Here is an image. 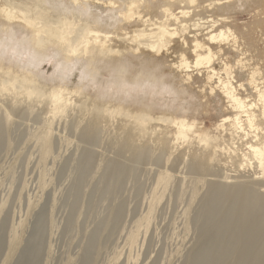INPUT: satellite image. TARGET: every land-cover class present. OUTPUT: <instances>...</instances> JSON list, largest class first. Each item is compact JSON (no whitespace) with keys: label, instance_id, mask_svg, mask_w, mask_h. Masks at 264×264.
<instances>
[{"label":"rangeland","instance_id":"obj_1","mask_svg":"<svg viewBox=\"0 0 264 264\" xmlns=\"http://www.w3.org/2000/svg\"><path fill=\"white\" fill-rule=\"evenodd\" d=\"M188 1L176 2L172 16L162 13L161 3L144 18L186 26L161 66L146 51L126 58V81L116 86L118 60L103 58L107 90L98 79L87 86L90 69L81 62L68 73L62 108L47 93L27 97L17 89L0 90L6 94L0 95V264H264V0ZM135 22L129 34L144 27ZM225 27L238 46L213 43L212 67L225 78L224 64L232 66L240 108L230 104L217 77L206 79L203 67L192 69L198 81L187 84L173 65L181 51L194 60V42L208 45L210 31ZM129 34L114 37L112 45L121 48ZM59 70L54 58L38 69L47 92ZM136 71L153 74L156 86L169 91L146 102L151 116L142 132L130 116L142 103L130 95L142 92L128 97L122 90L133 86ZM82 85L81 94L70 91ZM107 95L121 99L128 111L103 114L104 126L91 128L99 109L118 105L102 99ZM163 113L179 122L160 121ZM184 121L197 132L182 136ZM157 135L167 140L163 150L152 148ZM243 208L254 216L243 221ZM229 219H236L232 228Z\"/></svg>","mask_w":264,"mask_h":264},{"label":"bare ground","instance_id":"obj_2","mask_svg":"<svg viewBox=\"0 0 264 264\" xmlns=\"http://www.w3.org/2000/svg\"><path fill=\"white\" fill-rule=\"evenodd\" d=\"M183 1L185 2V0H163V2L159 0H0V90L2 89L8 92L9 88L17 89L18 92H16V94H23L27 97H42V95L47 93L51 102L55 106L62 108L63 105L65 106V104L62 103V92L67 90L65 85H67L66 78L69 77L68 73L75 70L81 62L87 64V68L90 69L89 72L91 73H87L89 74L87 75L89 78L88 81H86V77H84L82 81H86L87 86H90L96 83L98 79L101 85L105 86L107 90L111 88V82L109 80H101L103 73L99 62H101L103 58L109 60L108 63L115 59L118 60L117 66L114 69L117 76L113 79V84L116 86L126 81L127 77L122 74L126 73L125 70H123V62L126 58H140L143 56V51H146L147 56L151 58L152 62L156 66H161L164 56L166 57L172 46L174 49L173 39L175 40L179 32L184 33L186 26L181 24V26H179L181 28L178 27V29L164 22L157 23L150 21L149 18H144L151 14L152 10L149 12V9L156 8V6L161 3H163V5H159V7H164L162 13L172 16L171 9L176 2ZM194 1L195 0H189L188 3L192 4ZM221 4L222 3H218L216 5V10H220L219 5ZM187 13L186 10L181 11L182 15ZM51 14H54V16H50ZM227 18L228 17H223V19ZM135 21H140V24L144 23L142 25L144 27H138L136 29H133L136 26L132 27V34H129V26ZM128 34L130 36L123 40L124 45L121 48L112 45L114 37H120L121 35L127 36ZM207 38L208 42L210 41L208 45H204L197 40L194 42L192 50L194 60H189L186 53L181 51L179 53L178 63H174L173 65L176 66L180 73L184 72L182 79L184 82H187V84L196 82V78H194L191 73L192 69H198L197 71L201 72L200 69L203 67V70L206 72L207 80L217 77L222 93L226 96L230 104L233 107H243L244 102L234 94V87L231 83V79H233L232 76L234 75L232 66L227 63L224 64L225 78H220L218 72L212 67L215 52L211 45L218 41H224L227 44L232 41V46H238L237 36L229 27H225L217 28L215 32L211 30ZM182 41H184V39H182ZM184 44L187 46L185 41ZM218 50L221 51V49ZM50 58H54L60 70L57 74L58 78L55 80L53 86H51L50 91L47 92L39 83L40 80L37 75L41 64ZM58 58L60 59L59 62H57ZM237 64L242 65L240 59L237 60ZM112 68L113 67H111L110 70ZM254 75V72L250 73L249 82L254 83ZM155 78L156 77L151 73H146L145 75L136 71L130 78V81L134 83L133 86L124 87L122 89L124 90L125 96H131L133 100L139 99L142 101L139 108L132 111V115H130L134 119V124H136L140 132L144 129L143 124L149 120L148 117L151 116V111H149L151 107L147 105L146 102L152 103L151 101L156 100L152 96L153 93H169L166 87L159 88L156 86L154 82ZM196 80L198 81V79ZM83 88L84 86L82 85L77 86L73 90H69L81 94L80 91H82ZM70 91H67V93L69 94ZM137 91L142 92L140 97L130 95L131 92ZM9 93H11V90ZM1 94L2 96L6 95L5 93L3 94L2 91ZM109 94L113 97V94ZM110 96L107 95L102 97V99L110 100ZM14 97L16 98V96ZM259 97L262 98L263 94L260 93ZM111 100L118 103L117 107L111 108L110 106L99 109L98 112L102 113H97L95 117H92V120L89 122L91 124L90 126H92L91 128L101 129L102 126H104L101 124L102 122L99 121L103 114H123L124 111H128L126 109L122 110L120 107L121 99ZM262 112L264 115V107ZM246 115H248L250 122L252 120V115L250 113ZM158 119L163 122L170 121L171 124L172 122L174 124L179 122L178 120L166 116L164 113L159 115ZM233 120L235 125L240 127L235 121H238V118H234ZM184 122L187 124L185 125L186 127L183 129L179 128V133H181L182 136L186 137L187 135L197 132L193 123L189 121ZM177 130L176 128V131ZM127 135L131 137L130 134ZM203 136L205 137V135ZM36 137L37 136H35V138ZM151 139L153 144L152 148H162L163 150V147L167 146V140L160 137V135ZM46 140L48 141L49 139ZM42 143L44 142H41V144ZM120 145H122V143ZM45 146L47 147V145ZM241 214L243 221L254 216L252 212L246 208H243ZM226 221L229 225L227 226L224 224L223 226L232 228L236 219H233V221L232 219ZM234 239L236 240L235 237ZM243 242L248 244V240ZM262 247L257 246L256 248L262 249ZM205 257L206 254L202 252L199 259L202 260ZM212 259L213 258H210V260Z\"/></svg>","mask_w":264,"mask_h":264}]
</instances>
